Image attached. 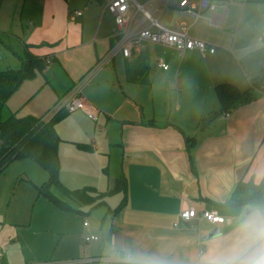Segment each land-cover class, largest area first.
<instances>
[{"label": "crops", "instance_id": "crops-1", "mask_svg": "<svg viewBox=\"0 0 264 264\" xmlns=\"http://www.w3.org/2000/svg\"><path fill=\"white\" fill-rule=\"evenodd\" d=\"M28 3L31 10L25 16L26 24L21 18L15 24L0 26V41L16 42L23 53L28 47L34 55L55 57L41 75L50 86L52 103L59 102L111 48L115 18L105 11V0H26L25 4ZM239 3L243 12L237 30L226 29L230 7L226 23L221 27L209 24L206 18L211 12L209 17L205 14V19H201L207 27L221 31L223 46L210 41L217 47L215 54L180 53L165 47V56L152 65L150 46L160 45L145 43L136 47L130 58L116 56L97 74L100 85L104 80L115 86L120 84L124 93L131 95L132 104L127 103L135 114L130 116L98 105L92 96L82 94L87 106L96 112L100 121L97 128L102 130L84 140L92 144L89 147L93 153L78 156L95 163L99 178L103 177L101 171H106L113 186L116 177L124 174L128 190L125 207L114 215L109 211L115 208H109L98 226L82 230L86 238H97L86 242L91 243L86 248L81 239L79 245L64 241L65 234L70 233L68 214L72 211L55 205L54 212L61 221L56 228L60 237L53 240L58 245L54 253H38L27 258L24 253L4 250L0 253V264H257L264 261V205L228 204L240 181L258 184L264 178V89L255 90L256 97L251 102L200 126L202 119L220 106L218 85L230 83L244 92L251 87L252 80L264 77V23L253 32L260 34L256 42L239 34L254 16L264 19V0H236L234 4ZM77 12L82 15L78 16ZM177 20L176 25L179 21L190 22L182 16ZM144 51L149 54V83L129 82L126 64ZM161 60L168 70L159 66ZM156 70L160 71L159 78L155 77ZM157 80L166 82L168 101L161 108L149 110L145 100L131 94V85H150ZM7 105L20 117H40L21 115L9 101ZM113 116L122 120L112 125ZM56 130L59 133L57 126ZM67 173L65 164H61L60 181L70 190L100 187L101 180L94 179L92 170L84 174L74 167L72 175ZM188 208L199 213L215 210L230 223L185 221L181 213ZM216 228L221 233L209 237ZM23 230L24 224L16 225L20 239Z\"/></svg>", "mask_w": 264, "mask_h": 264}, {"label": "rangeland", "instance_id": "rangeland-1", "mask_svg": "<svg viewBox=\"0 0 264 264\" xmlns=\"http://www.w3.org/2000/svg\"><path fill=\"white\" fill-rule=\"evenodd\" d=\"M25 1L0 0V26H6L9 23L15 24V22H20L21 18L23 23L26 24L25 16L31 10V7L30 3L26 5ZM235 7L241 8L236 10ZM230 10L226 29L237 30L242 20L243 5L241 3L233 4L230 6ZM205 14L206 17L210 16L208 12ZM179 16L180 14L175 9L170 8L161 18V22L167 27H175ZM263 23L264 19L257 15L254 16L250 23L242 26L243 32L239 31L241 38L244 37L247 40L256 42L260 34L256 31V34L253 35V32L256 28H260ZM247 25H249V28H246ZM220 33L221 31L216 30V28L207 27L203 20H200L191 31V34L198 38L223 46L224 44L219 37ZM2 41H0V66L3 69L20 68L19 56L23 54L22 47H18L14 41ZM166 52L167 48L163 46H150L151 64H156L157 59L163 58ZM160 75V71L156 70L155 77L159 78ZM97 76L86 83L82 94L92 96L98 105L115 108L122 113L133 116L135 113L129 107L130 104L127 103V101L131 103L129 100L131 95L124 93L120 84L115 86L112 82L104 80V83L100 85V83H97ZM131 87H133L131 94H137L139 98L145 100L149 110L158 109L167 104L169 91L164 81L157 80L150 85H131ZM50 94V86L43 79L41 73H38L35 78L25 80L22 83L20 88L10 97L9 103L12 104L14 110H20L21 115L33 114L49 120L58 112L56 107L59 103L58 101L52 103V98L49 97ZM112 119V125L118 124V121L122 120V118L115 116ZM99 124V118L94 119L86 113L75 111L58 122L57 128L63 139L60 148L61 164H65L67 174L72 175L71 172L74 167L84 174H87L88 170H92V174H95L94 179L96 181L101 180L100 187L96 185L95 187L105 192L113 186L112 180L108 179L106 171H101L103 177H101L102 179L99 178L100 174L97 175L99 172L95 163L88 162L80 158L82 156H78L84 155L83 153H93L81 146L92 145L84 140L102 130V128H97ZM48 178V173L38 163L28 159L14 161L0 174V253L4 250L7 253H21V255L24 253L27 258H33L38 253H54L58 245L57 243L53 244V240H58L60 237V235H57L56 228L61 219L54 212L56 209L55 204L39 193V187ZM74 179L78 180V178ZM108 183L111 184L110 188H108ZM52 191L58 197L66 199L58 189L52 188ZM122 199V194L107 197V205L98 208L71 202L74 210L68 214L71 219L69 222L70 231H68L70 233L65 234L64 241H68V243L72 241L75 245H79L81 239L82 246L90 248L91 243H86V236L82 235L84 234L82 230L98 226L108 209L116 208ZM17 224H24V230L21 232L22 239L15 231ZM95 236L98 237V234ZM22 240L26 243L21 242Z\"/></svg>", "mask_w": 264, "mask_h": 264}, {"label": "trees", "instance_id": "trees-1", "mask_svg": "<svg viewBox=\"0 0 264 264\" xmlns=\"http://www.w3.org/2000/svg\"><path fill=\"white\" fill-rule=\"evenodd\" d=\"M104 1V0H95ZM21 67L3 69L0 66V174L14 161L29 159L38 163L49 175V178L39 187V193L64 211H73L71 202L80 205H90L98 208L107 205V197L123 194V199L117 208L109 214H116L127 203V180L124 174L116 177L112 189L100 192L94 187H83L76 190L66 188L60 181L61 162L59 148L62 138L56 130L58 122L70 114L60 109L49 120L45 117L32 115L20 117L11 111L7 105L10 97L20 88L25 80L33 79L38 73H43L50 62L51 56L32 54L28 47L19 56ZM127 79L137 84L149 83V54L147 51L129 60L126 64ZM251 87L241 92L235 85L223 83L216 87L220 106L218 110L205 116L200 126H206L221 114L231 112L240 104L251 102L256 97L257 89H264V77L252 80ZM91 150L89 146H81ZM58 189L65 200L53 193ZM231 206L264 205V178L256 184L240 181L228 201Z\"/></svg>", "mask_w": 264, "mask_h": 264}, {"label": "built area", "instance_id": "built-area-1", "mask_svg": "<svg viewBox=\"0 0 264 264\" xmlns=\"http://www.w3.org/2000/svg\"><path fill=\"white\" fill-rule=\"evenodd\" d=\"M236 0H105V11L115 18V32L113 43L108 52L96 65L79 81L62 99L56 109H65L69 113L83 111L96 119V112L89 108L83 99L82 91L92 78L107 67L118 55L125 58L132 56L133 50L145 43L171 48L180 53L197 51L203 56L215 54V44L191 34L205 13L211 12L206 18L211 26L221 27L226 23L229 7ZM170 8L175 9L180 16L189 18L190 22L181 21L175 27H167L161 18ZM218 9L221 11L218 12ZM78 16L82 12L76 13ZM164 70L169 67L164 61H159ZM181 218L205 220L212 224L230 223L215 210H204L199 213L195 208L182 211ZM86 225V223H85ZM87 237L86 241L96 240ZM1 262V259H0Z\"/></svg>", "mask_w": 264, "mask_h": 264}, {"label": "water", "instance_id": "water-1", "mask_svg": "<svg viewBox=\"0 0 264 264\" xmlns=\"http://www.w3.org/2000/svg\"><path fill=\"white\" fill-rule=\"evenodd\" d=\"M220 233H221V229H220V228H216L215 230H213V231L209 234V237H210V236H212V237H216V236H218Z\"/></svg>", "mask_w": 264, "mask_h": 264}, {"label": "clouds", "instance_id": "clouds-1", "mask_svg": "<svg viewBox=\"0 0 264 264\" xmlns=\"http://www.w3.org/2000/svg\"><path fill=\"white\" fill-rule=\"evenodd\" d=\"M257 264H264V261L257 262Z\"/></svg>", "mask_w": 264, "mask_h": 264}]
</instances>
